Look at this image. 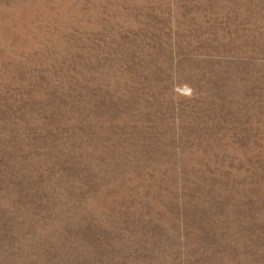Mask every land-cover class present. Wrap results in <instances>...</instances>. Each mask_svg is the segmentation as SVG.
<instances>
[{"label":"rangeland","instance_id":"1","mask_svg":"<svg viewBox=\"0 0 264 264\" xmlns=\"http://www.w3.org/2000/svg\"><path fill=\"white\" fill-rule=\"evenodd\" d=\"M0 264H264V0H0Z\"/></svg>","mask_w":264,"mask_h":264}]
</instances>
